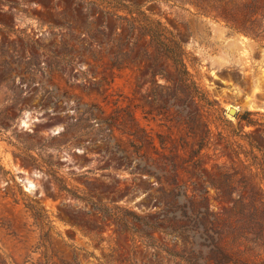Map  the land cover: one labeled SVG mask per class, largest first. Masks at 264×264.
I'll list each match as a JSON object with an SVG mask.
<instances>
[{"label": "rangeland", "instance_id": "obj_1", "mask_svg": "<svg viewBox=\"0 0 264 264\" xmlns=\"http://www.w3.org/2000/svg\"><path fill=\"white\" fill-rule=\"evenodd\" d=\"M184 190L232 227L247 216L222 197L264 196V0H0L8 264L204 262L232 235L153 247L107 215L158 218Z\"/></svg>", "mask_w": 264, "mask_h": 264}, {"label": "trees", "instance_id": "obj_2", "mask_svg": "<svg viewBox=\"0 0 264 264\" xmlns=\"http://www.w3.org/2000/svg\"><path fill=\"white\" fill-rule=\"evenodd\" d=\"M182 194L180 196L174 192H163L160 197L162 208L158 218L142 216L134 211L123 214L107 212V215L116 221L128 222L131 218L133 223H140L142 228L134 227L135 235L153 247L156 246V239L151 231L155 230L172 232L176 239H183L184 247L190 248L191 251L192 249L195 251L196 245H200L198 239L202 236H208L215 241V235L220 239L222 236L232 235L229 246L222 247L218 241H215L204 262L198 261L195 256L187 258L182 255L188 264H240L246 252L238 248L242 245L256 247L259 256L264 254V196L255 194L248 199L241 193L238 197H222L221 200L233 203L232 209L236 210L240 207V219L247 216L246 219L240 220L238 227H232L229 218H223V214L211 209L207 194L196 197L189 195L187 190H184ZM177 209H181L182 215H178ZM0 264H8L1 255Z\"/></svg>", "mask_w": 264, "mask_h": 264}, {"label": "water", "instance_id": "obj_3", "mask_svg": "<svg viewBox=\"0 0 264 264\" xmlns=\"http://www.w3.org/2000/svg\"><path fill=\"white\" fill-rule=\"evenodd\" d=\"M229 112H230V113H235V112H236V110H235V109H233V108H231V109L229 110Z\"/></svg>", "mask_w": 264, "mask_h": 264}, {"label": "bare ground", "instance_id": "obj_4", "mask_svg": "<svg viewBox=\"0 0 264 264\" xmlns=\"http://www.w3.org/2000/svg\"><path fill=\"white\" fill-rule=\"evenodd\" d=\"M24 123H26V120L24 121Z\"/></svg>", "mask_w": 264, "mask_h": 264}]
</instances>
